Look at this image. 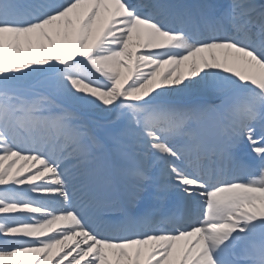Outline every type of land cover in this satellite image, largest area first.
<instances>
[{
	"label": "snow or ice",
	"instance_id": "1",
	"mask_svg": "<svg viewBox=\"0 0 264 264\" xmlns=\"http://www.w3.org/2000/svg\"><path fill=\"white\" fill-rule=\"evenodd\" d=\"M0 264H264V0H0Z\"/></svg>",
	"mask_w": 264,
	"mask_h": 264
},
{
	"label": "bare ground",
	"instance_id": "2",
	"mask_svg": "<svg viewBox=\"0 0 264 264\" xmlns=\"http://www.w3.org/2000/svg\"><path fill=\"white\" fill-rule=\"evenodd\" d=\"M182 70L186 72L187 68L185 67ZM99 119H101V118L99 116H97V115H91V114L85 115V120L87 122H89L90 126H92V127H93V125L91 124V121H93V120L97 121Z\"/></svg>",
	"mask_w": 264,
	"mask_h": 264
},
{
	"label": "rangeland",
	"instance_id": "3",
	"mask_svg": "<svg viewBox=\"0 0 264 264\" xmlns=\"http://www.w3.org/2000/svg\"><path fill=\"white\" fill-rule=\"evenodd\" d=\"M97 121H99V123H100V125H101V127H96V125H95L97 131L99 132L100 129H101L102 131H104V128L107 126V125H106V122L103 121L102 119H99V120H97ZM103 135H105V134H103Z\"/></svg>",
	"mask_w": 264,
	"mask_h": 264
}]
</instances>
